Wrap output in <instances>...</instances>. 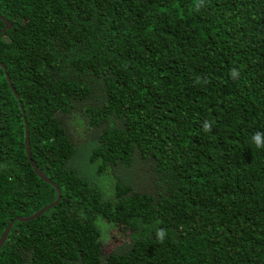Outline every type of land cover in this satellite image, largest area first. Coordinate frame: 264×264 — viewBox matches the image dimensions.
<instances>
[{
    "label": "trees",
    "instance_id": "1",
    "mask_svg": "<svg viewBox=\"0 0 264 264\" xmlns=\"http://www.w3.org/2000/svg\"><path fill=\"white\" fill-rule=\"evenodd\" d=\"M0 17V264H264V0Z\"/></svg>",
    "mask_w": 264,
    "mask_h": 264
},
{
    "label": "water",
    "instance_id": "2",
    "mask_svg": "<svg viewBox=\"0 0 264 264\" xmlns=\"http://www.w3.org/2000/svg\"><path fill=\"white\" fill-rule=\"evenodd\" d=\"M0 19L5 23V28L0 30V34L3 33L5 30L9 29L11 27V23L8 22L7 20H5L4 18L0 17ZM1 67L3 68V70L5 71V67L1 64ZM7 77V81L10 83V79L8 77V75H6ZM25 146H26V153H27V156L30 160V163L32 164V166L34 167V170L35 172L37 173V175L43 179L45 182H48L50 183L51 185H53L56 189H57V192H58V196H57V200L53 203V204H50L48 205L47 207H44L42 209H40L37 213H35L33 216L31 217H27V218H17L18 220L20 221H29L35 217H38L40 216L45 210L49 209L50 207H52L53 205L57 204V202L60 200V190L59 188L53 184L52 182L49 181V179L43 175L38 169L37 167L34 166V163H33V160L31 159V155H30V148H29V132H28V128H27V124L25 126ZM12 223H10L6 228L5 230L3 231L2 233V236L0 238V247L3 245L4 241L6 240L7 238V235H8V232L10 230V227H11Z\"/></svg>",
    "mask_w": 264,
    "mask_h": 264
},
{
    "label": "clouds",
    "instance_id": "3",
    "mask_svg": "<svg viewBox=\"0 0 264 264\" xmlns=\"http://www.w3.org/2000/svg\"><path fill=\"white\" fill-rule=\"evenodd\" d=\"M233 79H236L239 75L238 71L236 69H233L230 73ZM203 130L205 132L211 131L212 122L210 121H204L202 124ZM251 142L255 145L258 149H264V133L262 132H256L251 137ZM166 237V231L164 229H160L156 232V238L162 243L164 242Z\"/></svg>",
    "mask_w": 264,
    "mask_h": 264
},
{
    "label": "rangeland",
    "instance_id": "4",
    "mask_svg": "<svg viewBox=\"0 0 264 264\" xmlns=\"http://www.w3.org/2000/svg\"><path fill=\"white\" fill-rule=\"evenodd\" d=\"M108 237H111V236H108Z\"/></svg>",
    "mask_w": 264,
    "mask_h": 264
}]
</instances>
